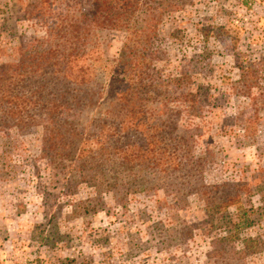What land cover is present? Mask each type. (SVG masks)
I'll return each mask as SVG.
<instances>
[{
	"label": "rangeland",
	"instance_id": "1",
	"mask_svg": "<svg viewBox=\"0 0 264 264\" xmlns=\"http://www.w3.org/2000/svg\"><path fill=\"white\" fill-rule=\"evenodd\" d=\"M35 1L0 0V66L28 44L41 50L59 14L79 11L92 26L93 0H40L26 16ZM130 1L141 8L143 79L169 102L166 127L149 128L150 141L120 139L94 105L30 127L0 109V264H264V0ZM97 35L110 71L130 34ZM117 77L105 78L103 105L126 93ZM175 122L188 133L170 143ZM163 138L180 155L197 142L164 186L160 170L143 167L169 153ZM73 139L87 157L60 156ZM137 156L141 165L128 164ZM228 180H241V208L216 213Z\"/></svg>",
	"mask_w": 264,
	"mask_h": 264
},
{
	"label": "trees",
	"instance_id": "2",
	"mask_svg": "<svg viewBox=\"0 0 264 264\" xmlns=\"http://www.w3.org/2000/svg\"><path fill=\"white\" fill-rule=\"evenodd\" d=\"M42 1L47 3L50 0ZM39 5L40 0L35 1L31 5L33 7L31 12L27 11L26 16L33 18ZM140 10V6L130 0H122L120 7L114 4V0H93L92 11L89 14L92 22L90 28L86 27V14H80L79 11L73 14L68 12V14H59L56 21L50 25L52 29L47 30V43L42 45L41 50H33L32 44H28L27 50L20 51L18 63L0 66L1 111L3 110L10 120L16 115L20 124L30 127L38 125L39 122L43 123L47 115L52 118L51 120H55L64 114L84 111L87 107L94 105L96 116L102 122L110 121L112 124L110 126L114 132L111 134L112 137L126 139L129 136H136L150 141L149 128L156 129L159 134H162L166 125L165 121L160 124L159 118L168 116L169 102L167 98L162 99L152 93V90H156L150 82L143 79L148 70V53L147 47L141 44L143 27L134 19V14ZM101 30L125 31L130 34L128 37L130 43L124 44L120 57L114 63V69L110 71L100 62L98 46L91 45L92 38L98 42L97 34ZM79 60H81L80 65H78ZM107 75L112 78L120 76L121 85L126 88V93L120 92L121 95L116 96L112 102L103 105ZM194 100V105L197 106L199 102ZM153 106L156 107L152 108ZM101 107L102 111L99 112ZM163 107L164 110H162ZM200 107L198 106L199 111ZM167 130H171L166 134L170 136V143H178L182 138V136L176 138L173 133H188L187 130L181 129L177 122L169 125ZM75 140L69 141L60 156L66 159L76 157V161L87 157L85 154L90 153L87 147ZM166 141V138H163L159 143L167 144L168 154H162L159 149V153L153 156L161 155L162 158L145 157L143 159V167L160 170L155 175L161 179L163 186L164 181H171L174 173L190 166L182 164L180 158L191 157L197 143L192 138H188L186 143L189 146L183 149L184 155H180L182 150L180 151L178 145L171 148ZM64 151L67 152L66 155ZM140 160L141 156H137L128 164L139 166ZM200 162L201 159L198 158L195 164ZM153 175L154 173H151L143 178ZM139 178L142 177L139 176ZM240 181L228 180L223 187L219 186L227 190L229 194L222 200L215 197L213 208L216 213L223 207L227 208V205H236L237 209L241 208L239 204L242 200L240 189H238L241 187ZM228 186H235L236 189L233 190ZM203 187H205L204 184ZM177 194L179 195V192L175 195L178 196Z\"/></svg>",
	"mask_w": 264,
	"mask_h": 264
}]
</instances>
